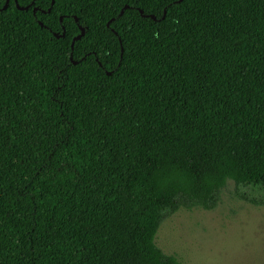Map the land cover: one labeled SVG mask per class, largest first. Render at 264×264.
I'll list each match as a JSON object with an SVG mask.
<instances>
[{
	"label": "trees",
	"instance_id": "1",
	"mask_svg": "<svg viewBox=\"0 0 264 264\" xmlns=\"http://www.w3.org/2000/svg\"><path fill=\"white\" fill-rule=\"evenodd\" d=\"M229 181L264 206V0H0V264H181Z\"/></svg>",
	"mask_w": 264,
	"mask_h": 264
},
{
	"label": "rangeland",
	"instance_id": "2",
	"mask_svg": "<svg viewBox=\"0 0 264 264\" xmlns=\"http://www.w3.org/2000/svg\"><path fill=\"white\" fill-rule=\"evenodd\" d=\"M155 244L181 264H264V206L241 200L229 181L216 209L179 210Z\"/></svg>",
	"mask_w": 264,
	"mask_h": 264
},
{
	"label": "water",
	"instance_id": "3",
	"mask_svg": "<svg viewBox=\"0 0 264 264\" xmlns=\"http://www.w3.org/2000/svg\"><path fill=\"white\" fill-rule=\"evenodd\" d=\"M18 9L21 10L22 8L18 7ZM26 9H28V8H26ZM41 25H42V24H41Z\"/></svg>",
	"mask_w": 264,
	"mask_h": 264
}]
</instances>
